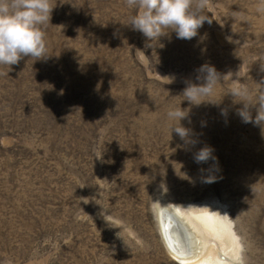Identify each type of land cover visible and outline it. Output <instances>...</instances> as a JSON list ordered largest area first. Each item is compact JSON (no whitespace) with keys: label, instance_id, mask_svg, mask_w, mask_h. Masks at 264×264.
<instances>
[{"label":"rangeland","instance_id":"rangeland-1","mask_svg":"<svg viewBox=\"0 0 264 264\" xmlns=\"http://www.w3.org/2000/svg\"><path fill=\"white\" fill-rule=\"evenodd\" d=\"M13 1L0 264H264V0Z\"/></svg>","mask_w":264,"mask_h":264},{"label":"bare ground","instance_id":"bare-ground-1","mask_svg":"<svg viewBox=\"0 0 264 264\" xmlns=\"http://www.w3.org/2000/svg\"><path fill=\"white\" fill-rule=\"evenodd\" d=\"M159 213H162V217L165 214L163 221L160 216L163 224L162 233L165 236L167 248L178 264H228L217 255L201 256L202 253L199 251L191 253L192 232H190V226L180 217L181 212L178 209H162Z\"/></svg>","mask_w":264,"mask_h":264},{"label":"trees","instance_id":"trees-1","mask_svg":"<svg viewBox=\"0 0 264 264\" xmlns=\"http://www.w3.org/2000/svg\"><path fill=\"white\" fill-rule=\"evenodd\" d=\"M10 1H11V3L13 4L14 9H16V8L18 7V4L15 3L13 0H10Z\"/></svg>","mask_w":264,"mask_h":264}]
</instances>
